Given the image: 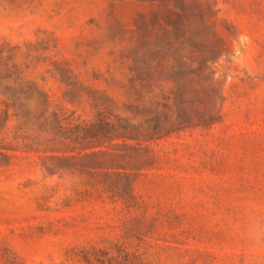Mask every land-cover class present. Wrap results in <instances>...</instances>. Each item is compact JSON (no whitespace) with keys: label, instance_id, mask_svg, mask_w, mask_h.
Here are the masks:
<instances>
[{"label":"rangeland","instance_id":"374dc122","mask_svg":"<svg viewBox=\"0 0 264 264\" xmlns=\"http://www.w3.org/2000/svg\"><path fill=\"white\" fill-rule=\"evenodd\" d=\"M0 264H264V0H0Z\"/></svg>","mask_w":264,"mask_h":264}]
</instances>
